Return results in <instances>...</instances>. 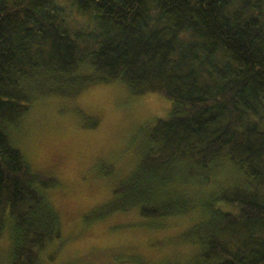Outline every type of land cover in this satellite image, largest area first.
<instances>
[{"label":"trees","instance_id":"16d2710c","mask_svg":"<svg viewBox=\"0 0 264 264\" xmlns=\"http://www.w3.org/2000/svg\"><path fill=\"white\" fill-rule=\"evenodd\" d=\"M113 82L171 108L148 123L135 169L86 223L134 210L157 227L191 217L156 245L195 247L193 258L158 264H264V0H0L6 264H38L61 237L45 193L60 183L32 170L9 131L41 99Z\"/></svg>","mask_w":264,"mask_h":264},{"label":"rangeland","instance_id":"374dc122","mask_svg":"<svg viewBox=\"0 0 264 264\" xmlns=\"http://www.w3.org/2000/svg\"><path fill=\"white\" fill-rule=\"evenodd\" d=\"M170 108L167 99L134 96L120 82L94 84L74 97L39 100L9 131L32 170L60 183L45 193L59 214L61 237L41 252L38 264H158L193 258L195 247L156 245L186 230L191 217L167 219L164 227L142 219L137 210L89 223L84 218L107 203L114 188L130 176L147 146L145 128L165 118ZM224 179L236 177L229 173ZM10 245L6 229L0 264H6Z\"/></svg>","mask_w":264,"mask_h":264}]
</instances>
